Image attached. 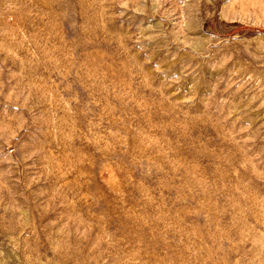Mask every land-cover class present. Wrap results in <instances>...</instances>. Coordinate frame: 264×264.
<instances>
[{
    "label": "rangeland",
    "instance_id": "obj_1",
    "mask_svg": "<svg viewBox=\"0 0 264 264\" xmlns=\"http://www.w3.org/2000/svg\"><path fill=\"white\" fill-rule=\"evenodd\" d=\"M0 264H264V0H0Z\"/></svg>",
    "mask_w": 264,
    "mask_h": 264
}]
</instances>
